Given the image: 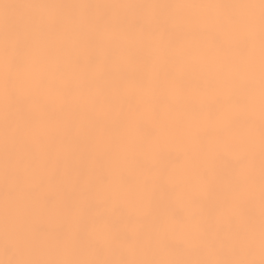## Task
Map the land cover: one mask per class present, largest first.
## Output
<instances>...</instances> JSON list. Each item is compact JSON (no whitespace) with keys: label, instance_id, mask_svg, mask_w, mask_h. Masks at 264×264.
Segmentation results:
<instances>
[{"label":"bare ground","instance_id":"6f19581e","mask_svg":"<svg viewBox=\"0 0 264 264\" xmlns=\"http://www.w3.org/2000/svg\"><path fill=\"white\" fill-rule=\"evenodd\" d=\"M0 264H264V0H0Z\"/></svg>","mask_w":264,"mask_h":264}]
</instances>
